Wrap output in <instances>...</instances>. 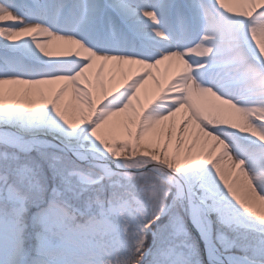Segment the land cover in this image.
I'll return each mask as SVG.
<instances>
[{
  "label": "snow or ice",
  "instance_id": "1",
  "mask_svg": "<svg viewBox=\"0 0 264 264\" xmlns=\"http://www.w3.org/2000/svg\"><path fill=\"white\" fill-rule=\"evenodd\" d=\"M0 264H264V0H0Z\"/></svg>",
  "mask_w": 264,
  "mask_h": 264
},
{
  "label": "bare ground",
  "instance_id": "2",
  "mask_svg": "<svg viewBox=\"0 0 264 264\" xmlns=\"http://www.w3.org/2000/svg\"><path fill=\"white\" fill-rule=\"evenodd\" d=\"M174 69H166L164 65H161L160 66V71L158 73H155L161 80H165L167 79L169 76H171L172 74V71ZM155 71V70H154ZM155 89V85L152 81H149V85L146 86V92L148 95H151L152 92L154 91ZM64 104H68V105H71L72 107H75V101L72 100V97H71V91H69L68 93H66L63 101H62ZM122 117H118V118H114L115 121H119L121 120Z\"/></svg>",
  "mask_w": 264,
  "mask_h": 264
}]
</instances>
